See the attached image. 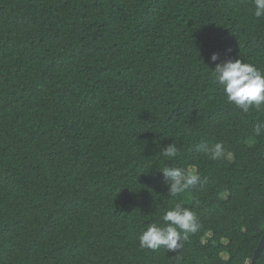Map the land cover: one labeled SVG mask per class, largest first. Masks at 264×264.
I'll use <instances>...</instances> for the list:
<instances>
[{"label": "trees", "instance_id": "1", "mask_svg": "<svg viewBox=\"0 0 264 264\" xmlns=\"http://www.w3.org/2000/svg\"><path fill=\"white\" fill-rule=\"evenodd\" d=\"M213 52L264 71L254 0H0V264H250L264 105L227 101ZM165 167L201 179L171 196ZM177 202L198 232L141 248Z\"/></svg>", "mask_w": 264, "mask_h": 264}, {"label": "clouds", "instance_id": "2", "mask_svg": "<svg viewBox=\"0 0 264 264\" xmlns=\"http://www.w3.org/2000/svg\"><path fill=\"white\" fill-rule=\"evenodd\" d=\"M254 16L264 17V0H254ZM231 52V49L227 50ZM215 67L211 68L213 82L224 92L227 101L234 104L244 113L250 108H260L264 105V71L255 64L248 63L240 58L220 60V54L213 52L210 57ZM204 61V60H203ZM205 63V62H204ZM255 136H264V121L254 126ZM156 146L161 149L164 157L175 158L178 149L175 143L166 146L156 141ZM212 160H219L225 155L222 143H216L203 148ZM168 185V194L175 196L200 181V175L193 169L182 167H165L162 171ZM163 224L152 223L139 235L141 248L158 249L161 246L174 252L183 247V241L189 238V234H195L200 229V223L196 214L183 202L175 203L163 215Z\"/></svg>", "mask_w": 264, "mask_h": 264}, {"label": "water", "instance_id": "3", "mask_svg": "<svg viewBox=\"0 0 264 264\" xmlns=\"http://www.w3.org/2000/svg\"><path fill=\"white\" fill-rule=\"evenodd\" d=\"M264 250V235L262 237V239L260 240V243L255 251L254 257L251 260L250 264H255L256 261L258 260V258L260 257L262 251Z\"/></svg>", "mask_w": 264, "mask_h": 264}]
</instances>
